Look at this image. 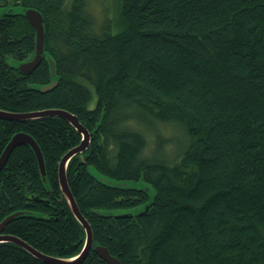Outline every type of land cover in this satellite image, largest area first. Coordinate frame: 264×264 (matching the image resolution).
Returning a JSON list of instances; mask_svg holds the SVG:
<instances>
[{
  "label": "trees",
  "instance_id": "obj_1",
  "mask_svg": "<svg viewBox=\"0 0 264 264\" xmlns=\"http://www.w3.org/2000/svg\"><path fill=\"white\" fill-rule=\"evenodd\" d=\"M67 1L0 0V9L40 10L45 27L42 60L26 74L15 63L34 55V29L21 14H0V109H65L90 133L66 164L93 232L75 264H107L96 244L121 264H264V0H116L99 29L86 0ZM47 55L57 84L40 91L51 81ZM158 124L177 126L181 140H161ZM21 131L40 146L46 176L29 145L15 146L0 171V221L16 213L3 233L46 255H77L86 233L57 174L82 135L57 115L0 117V153ZM146 132L157 134L150 151ZM91 168L146 184L153 197ZM149 201L145 213L112 212ZM0 264L47 263L4 241Z\"/></svg>",
  "mask_w": 264,
  "mask_h": 264
},
{
  "label": "water",
  "instance_id": "obj_2",
  "mask_svg": "<svg viewBox=\"0 0 264 264\" xmlns=\"http://www.w3.org/2000/svg\"><path fill=\"white\" fill-rule=\"evenodd\" d=\"M21 14L26 17L29 24L34 29V37H35V51L34 55L29 58V60L26 61H18L15 63V66L18 70L22 71L23 73H30L33 71V69L40 63L42 60L43 53L45 52L44 48V41H45V27L43 26V20L44 17L40 10H37L34 7L27 6V7H21L20 5L16 7H3L0 9V14ZM48 62H49V69H50V77L51 81L46 84H41L39 87V90L41 91H49L57 84L56 80V69H55V61L53 58L47 55ZM57 115L62 118H65L66 120L71 123L74 128L82 135L80 142L77 144V146L69 149L66 151L65 154L62 155L59 163H58V174L57 178L59 180V187L62 190V193L69 203L70 209L73 212L76 219L81 222L82 227L84 229V232L86 233L85 239H84V245L81 248L80 252L77 253V255L70 256V257H55L52 255H46L36 250L34 247L29 245L27 242H24L22 239H20L18 236L10 235L7 233H3L5 223H7L12 217H14V214L6 216L3 218L2 221H0V242L4 241H10L13 243H17L20 246H22L25 250H27L29 253H31L36 258H39L43 262L47 264H75L82 260V258L86 257L90 249L92 248V240H93V232L91 231V227L89 225V222L86 221L84 215L82 214L81 210L78 209L76 200H74V197L72 195L71 189H69L67 178H66V164L69 161V159L77 154L84 152L88 146H89V139H90V133L88 129L84 127L82 123L78 121V118L73 113L62 110L59 108H53V109H42L41 111H31V112H12V111H6L3 109H0V117L6 120H21V119H32V118H42V116H53ZM29 145L32 150L34 151L35 157L37 158V164L39 168V172L41 175V178L45 181L46 176V168L44 165V157L42 156L40 146H38L35 138L31 136L30 134L21 131V132H15L11 135V138L9 141L5 144L3 147V150L0 153V171L1 167L5 164L7 161L8 156L10 155L11 151L15 148L17 145L22 144ZM90 171L92 174L97 177L102 182H105L108 185H112L119 188H136V189H142L147 191L149 196L152 198L153 191L151 188L146 184H137L135 182H129V181H117L112 178H109L107 176L102 175L101 173H98L95 169L91 168ZM150 201L142 205V209H138V213H145V211L148 210ZM128 213L123 212L121 215H126ZM93 250L98 253V255L106 261L107 264H121L119 259L114 255H111L109 253L106 246H102L100 244H96L93 247Z\"/></svg>",
  "mask_w": 264,
  "mask_h": 264
},
{
  "label": "rangeland",
  "instance_id": "obj_3",
  "mask_svg": "<svg viewBox=\"0 0 264 264\" xmlns=\"http://www.w3.org/2000/svg\"><path fill=\"white\" fill-rule=\"evenodd\" d=\"M69 1V0H68ZM67 1V2H68ZM86 4V9L87 13L90 14V16L92 17L93 24L95 26L96 29H99L102 25H103V21L106 18V15L110 16L112 15L113 11H114V7L117 3L116 0H86L85 1ZM9 4H12L11 1L9 2ZM95 95H92L91 101L89 103V107H93L95 105ZM157 128V133L160 134V139L161 140H170V141H175L176 140H181L179 137H181L182 132L179 131L178 127L173 126V125H167L162 127V125L158 124L156 125ZM159 127V128H158ZM139 129L141 131H143V128L139 126ZM145 132V131H144ZM147 142H148V146H147V150L150 151L151 148L153 147L154 144V138H156L157 134L152 135L147 133ZM174 149V146L172 143H167L164 149V155H168L172 157V153L171 151ZM129 182H135L137 184H140L141 182H136V181H129ZM138 208L134 207V208H130V209H123V210H112V212H114L115 214H121L123 212H134L137 211Z\"/></svg>",
  "mask_w": 264,
  "mask_h": 264
},
{
  "label": "bare ground",
  "instance_id": "obj_4",
  "mask_svg": "<svg viewBox=\"0 0 264 264\" xmlns=\"http://www.w3.org/2000/svg\"><path fill=\"white\" fill-rule=\"evenodd\" d=\"M68 121V120H67ZM71 149V148H70ZM142 206V205H141ZM141 206H139V207H136V208H138V209H142V207Z\"/></svg>",
  "mask_w": 264,
  "mask_h": 264
}]
</instances>
